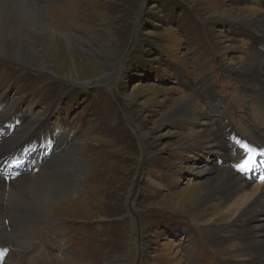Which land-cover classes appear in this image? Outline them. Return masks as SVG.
I'll return each instance as SVG.
<instances>
[{"label": "rangeland", "instance_id": "1", "mask_svg": "<svg viewBox=\"0 0 264 264\" xmlns=\"http://www.w3.org/2000/svg\"><path fill=\"white\" fill-rule=\"evenodd\" d=\"M34 2L78 47L55 38L49 60L42 52L45 41L38 37L34 41L43 42L34 46L41 54L35 61L19 60L12 51L0 57V136L7 133L1 140L20 143L11 155L29 149L23 146L31 140L45 143L36 144L33 156L40 151L39 158L68 160H60L62 169L53 179L45 177L50 190L65 185L72 167L79 175L48 216L12 200L14 232H25L30 224L19 221L18 211L35 219L42 264H245L237 252L243 237L234 239V229L240 232L237 221L232 226L209 223L212 215H205V226L226 227L218 234L225 245L213 250L185 214L206 181L198 169L213 160L208 153L212 142L196 139L195 133L206 128L175 127L167 118L176 101L188 100L199 104L197 111L214 116L217 102L212 105L207 98L210 88L227 118L224 140L231 143L235 135L238 143L244 139L260 146L255 130L264 132L263 109L220 66L239 70L250 48L264 47L236 32L239 23L264 19V8L256 0ZM44 61L48 70L40 67ZM186 136L189 147L178 149ZM45 217L51 224L41 221ZM0 227V236L6 237L1 217Z\"/></svg>", "mask_w": 264, "mask_h": 264}, {"label": "bare ground", "instance_id": "2", "mask_svg": "<svg viewBox=\"0 0 264 264\" xmlns=\"http://www.w3.org/2000/svg\"><path fill=\"white\" fill-rule=\"evenodd\" d=\"M256 3V6L264 8V0H256ZM253 9L250 10L253 11ZM236 32L237 36L241 38L246 36L255 37L256 44L264 46L263 18L262 20L254 21V23H239ZM21 34H26L29 39H24V36L22 38ZM38 37L43 38L45 41L42 52L49 60L52 55L50 49L54 47L51 43L53 39L56 38L55 40L58 41L59 38H64L70 47H73L72 43L75 46L78 45L69 33L59 31L58 28L53 27V24L43 16L42 7L37 5L34 0H0V57L6 55L8 51H12L10 54L19 60L27 62L35 61V57L41 54L35 51L34 46L39 42H43L42 40L38 42L34 41ZM248 53L247 59L240 66L239 70L228 68L225 65H221L220 67L225 72L231 74L233 79L238 81L239 85H244L241 87H243L245 94L252 98L254 104H259L264 113V47L260 48L259 51L252 47L248 50ZM45 63V61L42 62L40 66L42 70H48L45 67ZM260 63H262L263 67L259 65ZM187 82L189 80L185 78L184 83ZM195 87L196 89L198 88V86ZM208 89V99L218 96L210 88ZM216 102H219V97L216 99ZM3 105L4 100L0 98V107ZM174 106L176 107L169 111L168 122L175 125V127H180L181 124L186 123L195 127L204 126L206 131L195 133L196 139L198 143L208 140L213 144L212 148H208V153L213 160L207 166L199 169L196 168L206 181L202 183L203 185L200 190L192 196V201L188 205V210L185 211V214H188L199 225L204 238L210 245V241L212 242L213 246H211L213 250H219L225 245L227 240L224 242L218 234L224 232L226 227L214 228L209 224V226H205L203 224L205 215H212L209 223H230L232 226L233 222L237 221L240 224V232L237 233L234 229V239L243 237V244H238L240 247L237 251L238 257L245 259V264H264V132L260 130L257 132L255 130L256 139L259 140V147H253L244 141V139L238 143L236 140L237 136L232 133H229V136L234 135V143H227L223 135V131H226L228 128L225 126L227 123H224L225 120L227 121V118L223 116L220 111L221 109L216 108L212 112L215 115L210 116L205 112L197 111L196 109L200 107L199 104L196 103L194 106L191 100L185 103L176 101ZM220 119L223 120V124L219 123ZM206 124L210 127L214 126L216 134ZM3 134L7 135L6 132ZM189 142L190 139L187 136L184 137L179 142L178 149L188 148ZM18 145L20 143L13 138L0 142V166L10 156L7 154ZM61 148L62 145H59V150ZM200 148L197 147L196 149L199 150ZM249 149L254 155L246 154L249 153ZM216 156L218 158L214 160ZM249 156L255 157L249 158ZM217 159H221L224 164L220 165ZM60 160L68 161L61 158V156H55L51 159L38 158L36 166L41 163L38 174L27 172L16 180L9 182L3 179V175L0 174V217L4 221L7 231L6 237L0 236V252H5L6 259L3 264H9V261L14 264H42L43 254L41 252L36 254L39 246L35 243V219L28 220L23 216L27 213L16 209L22 215L19 221L26 224L29 222L30 224L28 227L26 226L25 232H14L13 222L9 216V208L13 200L21 208H32L35 213L48 216V211L51 209L50 206L63 199L65 190L71 185L72 180L79 175V171L74 170L72 167V170L66 173L65 185L62 182L61 187L57 190H50L46 187L45 185L48 183L45 177L49 174L47 177L53 179V173L62 169L60 167ZM255 168L257 172L251 173ZM236 170H238V173ZM40 174L42 176L38 177ZM255 174H257L261 182L254 184L250 180L256 181L254 179ZM192 193L190 192L187 196ZM217 200L222 201L218 204H211L212 201ZM41 221L51 224L47 217ZM48 233L50 232L48 231ZM194 237H191L192 240H194ZM13 248H19L22 251H13ZM255 256L256 259H254ZM1 262L0 260V264ZM231 262L233 261H225L221 264H229Z\"/></svg>", "mask_w": 264, "mask_h": 264}, {"label": "snow or ice", "instance_id": "3", "mask_svg": "<svg viewBox=\"0 0 264 264\" xmlns=\"http://www.w3.org/2000/svg\"><path fill=\"white\" fill-rule=\"evenodd\" d=\"M241 170H243V168H241Z\"/></svg>", "mask_w": 264, "mask_h": 264}]
</instances>
